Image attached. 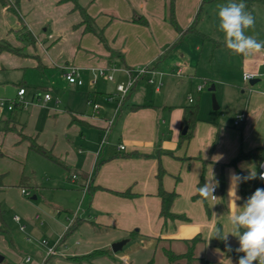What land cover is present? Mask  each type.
Segmentation results:
<instances>
[{"label": "crops", "instance_id": "obj_1", "mask_svg": "<svg viewBox=\"0 0 264 264\" xmlns=\"http://www.w3.org/2000/svg\"><path fill=\"white\" fill-rule=\"evenodd\" d=\"M9 1L18 12L0 3V40L19 50L0 49V97L19 104L7 107L9 115L0 109V264H47L56 255L76 264H238L244 255L236 252L238 239L212 236L232 231L230 215L261 181L264 52L242 56L225 46L218 5L230 0H174L182 31L169 18V0H78L103 38L85 31L72 1L42 0L52 10L41 18L30 15L34 0ZM246 11L255 19L246 34L264 40V4L253 2ZM50 19L53 43L46 46L40 28ZM191 27L195 31L185 32ZM67 65L77 68L81 84L67 81ZM143 67L149 71L120 103L117 85ZM103 69L112 80L99 73ZM245 72L258 73L254 84ZM209 83L224 113L199 115L186 138L184 107L198 103L200 114L210 102ZM51 87L50 98L41 97ZM21 134L59 162L33 151ZM260 148L261 158L230 164L239 152ZM253 168L256 178L238 184L234 201L231 176H248ZM209 179L216 198L197 197ZM160 187L176 193L171 211L183 218L161 216ZM123 239L122 249L113 251ZM169 252L177 258L170 260Z\"/></svg>", "mask_w": 264, "mask_h": 264}, {"label": "clouds", "instance_id": "obj_2", "mask_svg": "<svg viewBox=\"0 0 264 264\" xmlns=\"http://www.w3.org/2000/svg\"><path fill=\"white\" fill-rule=\"evenodd\" d=\"M218 9V30L223 33V42L227 49L242 56L264 52V40H258L256 36L246 34L247 29L254 27L255 19L250 12L246 11L243 0L239 3L230 0L227 4L218 5ZM256 175L253 168L246 177L236 174L231 176L230 193L234 201L239 199L236 196L238 184L255 179ZM260 179L264 180V172L260 173ZM215 187L216 184L209 179L204 186L197 188V194L204 199H215L213 195ZM238 207L241 210L230 215L232 231L223 233L221 229H217L212 237L227 241L228 235L231 234L238 239L240 246L236 252L244 253L239 258L238 264H264V188H257L244 205Z\"/></svg>", "mask_w": 264, "mask_h": 264}, {"label": "trees", "instance_id": "obj_3", "mask_svg": "<svg viewBox=\"0 0 264 264\" xmlns=\"http://www.w3.org/2000/svg\"><path fill=\"white\" fill-rule=\"evenodd\" d=\"M67 1H72L74 3V8L80 11V14L82 17V21L80 24L85 26V31L94 32L100 38H103L102 33L95 28L93 19L91 18V16L87 12L86 8L81 6L79 4L78 0H60V2H67ZM243 2L245 3L247 8H250V6L253 2H260V3L264 4V0H243ZM0 3L2 5H8L13 11L18 12L15 5L12 4L9 0H0ZM199 17H200V15L197 16V19H199ZM169 18H170L171 22L175 25V27L177 29H179L180 31H182L176 23L175 14H174V0H169ZM190 31H195V28L191 27V28L187 29L185 32H190ZM214 43L216 45L223 44L222 42H217L215 40H214ZM0 49H10V50H13L15 52H18V50H19V49L13 48L8 42L1 41V40H0ZM136 84H137V82L132 86V88L126 94L124 101L126 100L127 96L130 94V92L132 91L134 86H136ZM18 102H19L18 100H14L13 108L19 104ZM198 120H199V104L198 103L184 107L183 127L187 126V128L189 129V131H187V133L185 134L186 138H189L191 136L192 130L194 129ZM5 129H8L7 125L5 126ZM21 135L23 138L29 139L30 148L33 151L45 156L46 158H48L51 161L59 162L57 157L54 156L51 151L47 150L45 147H43L42 145L37 143L35 138L26 136L24 134H21ZM262 152H263L262 148H260L259 150H253L251 152H242L241 151L237 154V156H235L230 161V164H236L237 161L244 159V158H248V157L260 156V158H261ZM161 175H162V171H160V173H159V176H161ZM242 177H246V176L242 175ZM3 179H4V174L0 173V187L4 185ZM247 181H249V180H247ZM247 181L242 182V185H244ZM199 187H202V184H200ZM123 194H127V193H123ZM158 195L161 197V216L164 219L183 218L181 215H176L171 211V205H172V202L176 196L175 192H169V191H166L165 189H163V187H160ZM198 196L199 195L197 194V197ZM0 218L3 219V209L1 208V205H0ZM75 226L76 225L71 226L67 234L72 232L74 230ZM220 245L228 254L237 255V253H235L233 250H229L231 248L224 245L223 243H221ZM187 256L189 258H192V251L191 250H189ZM168 257L170 260H175L177 258L175 255H173L172 252L168 253ZM148 264H152V262L150 261Z\"/></svg>", "mask_w": 264, "mask_h": 264}, {"label": "rangeland", "instance_id": "obj_4", "mask_svg": "<svg viewBox=\"0 0 264 264\" xmlns=\"http://www.w3.org/2000/svg\"><path fill=\"white\" fill-rule=\"evenodd\" d=\"M19 1H21V0H19ZM31 1H33V0H31ZM45 4H46V2L45 1H42V0H34L33 1V3H32V6H31V8H30V15H32V14H35L36 13V18H41L44 14H45V16H47V12L48 11H51L52 10V8H49L48 6H45ZM49 16V15H48ZM52 18V17H51ZM24 19V18H23ZM25 21V20H24ZM50 22L48 23V24H44V26H42L41 28H40V35H45L44 36V38H42V42L47 46V44H48V42L50 43V45H52V43L53 42H51V40H49L50 39V34L52 33V31H53V26H52V24H51V19L49 20ZM22 22V21H21ZM47 27V31H45L44 30V28H46ZM24 41H25V44L26 45H29V46H32L33 44H32V42L31 41H29L28 39H25L24 38ZM49 45V46H50ZM26 56V55H25ZM27 58H30L29 56H27ZM32 71H35V69H33V68H28L27 69V72H32ZM261 80H262V82H264V74H263V76H261ZM260 82V81H259ZM258 82V83H259ZM247 83L249 84V81H247ZM256 85V84H255ZM209 87H210V83L205 87V89H204V92L205 93H211V97H210V102L207 104V105H203L202 106V108H201V110H200V117H206L205 119H211V118H215V116H217V114H218V116L219 117H221V115H222V113H224L223 112V109L222 108H218V109H216V110H214L213 109V99H212V94L214 93L215 94V97H216V99H217V102H218V104H220L219 103V96H217V94H216V92H215V90L214 91H210L209 90ZM51 91L49 92V94H50V96H51V93H53L54 92V89L51 87V89H50ZM42 91V92H41ZM40 91V93H41V97L43 96L44 97V92H43V90H41ZM40 93H39V95H40ZM195 96H196V93H195ZM0 101H3L4 103H5V105L4 106H2V107H0V109H1V111L2 112H4L5 114H7L8 113V115L11 113L10 111H8V109H7V106H8V104L10 103V102H12L11 101V99H9V98H6V97H0ZM32 162V161H31ZM31 162H29L28 164H27V176L28 177H32L33 175H32V172L30 173V169H31V166H32V163ZM36 166V165H35ZM38 169V173H37V175H36V179H39L40 178V172H42V168L41 167H39V168H37ZM34 194V192H33V190H32V195ZM31 196V195H30ZM29 196V197H30ZM120 252V251H119ZM118 253V252H117ZM47 264H76L75 262H68L66 259H64L63 257H59V256H53L51 259H50V261L47 263Z\"/></svg>", "mask_w": 264, "mask_h": 264}, {"label": "built area", "instance_id": "obj_5", "mask_svg": "<svg viewBox=\"0 0 264 264\" xmlns=\"http://www.w3.org/2000/svg\"><path fill=\"white\" fill-rule=\"evenodd\" d=\"M148 71H149V68L143 67V68L138 69L135 74H132L131 72H129L130 73L129 74L130 75L129 76V80L126 83H120V84L117 85V91L119 93L118 97H119L120 103L124 100L126 94L129 92V90L132 88V86L137 82L138 78L141 77L143 74H145ZM99 73L101 75L107 74L106 70H104V69L100 70ZM257 75H258V73H255V72H245L243 77H244L245 80H251V79H254ZM64 76H65V78L67 79V81L70 84H74V83L81 84L82 83V79L79 77V74L77 72V68L75 66H73V65H67V66L64 67ZM107 76H108V78L110 80L113 79V75L112 74H107ZM202 87H203V85L201 84V85L198 86V89L200 90V89H202ZM24 92H25V88H21L19 90V95L24 94ZM44 96H45L46 99L50 98V94L49 93H46ZM189 100L193 101V98L190 96ZM88 103L92 104L94 106V108H98L99 107V105L96 102H94L93 100H88ZM13 104H14V100L12 102H10L7 107L9 109H12L13 108ZM4 105H5V103L3 101H0V107H2ZM240 119H242V118H240ZM120 148H124V146L121 145ZM262 165H264V161L261 163V173L264 172V166H262ZM22 192L24 194H27V195L29 194V192L26 189H24V188L22 189ZM15 218L19 219V216L16 215ZM21 228L23 229L24 226H22ZM41 243L42 244H46L47 241L44 239V240L41 241ZM51 253H53V249L52 248L49 249V254H51Z\"/></svg>", "mask_w": 264, "mask_h": 264}, {"label": "water", "instance_id": "obj_6", "mask_svg": "<svg viewBox=\"0 0 264 264\" xmlns=\"http://www.w3.org/2000/svg\"><path fill=\"white\" fill-rule=\"evenodd\" d=\"M254 83H255V80L251 79V80H250V84H254ZM214 88H215V86H214V85H211V87L209 88V90L213 91ZM212 99H213V108H214V109H218V108H219V104H218V102H217V99H216L214 93L212 94ZM186 130H187V126L184 127V129H183V133H185ZM258 188H264V180H261V181L259 182V184H258ZM33 197L35 198L36 196H33ZM127 241H128V239H123V240H119V241L114 242V243L112 244V249H113V251L116 252V251H118V250H121L122 247H123V245H124ZM2 259H3V256L0 255V261H1Z\"/></svg>", "mask_w": 264, "mask_h": 264}]
</instances>
